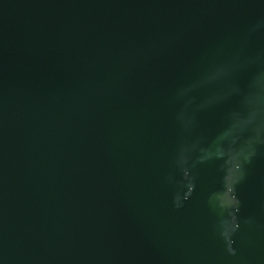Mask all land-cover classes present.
<instances>
[{
    "label": "water",
    "instance_id": "water-1",
    "mask_svg": "<svg viewBox=\"0 0 264 264\" xmlns=\"http://www.w3.org/2000/svg\"><path fill=\"white\" fill-rule=\"evenodd\" d=\"M0 264H264V0H0Z\"/></svg>",
    "mask_w": 264,
    "mask_h": 264
}]
</instances>
